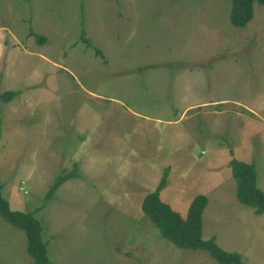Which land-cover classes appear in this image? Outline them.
<instances>
[{
    "label": "rangeland",
    "instance_id": "obj_1",
    "mask_svg": "<svg viewBox=\"0 0 264 264\" xmlns=\"http://www.w3.org/2000/svg\"><path fill=\"white\" fill-rule=\"evenodd\" d=\"M254 11L238 28L232 0H0V26L46 39L31 37L34 56L0 54V91L10 73L22 88L0 100V183L12 211L42 224L53 264H218L143 213L166 173L165 204L186 217L206 196L204 238L264 264V215L238 202L230 168L253 166L264 191V6ZM0 264H36L1 217Z\"/></svg>",
    "mask_w": 264,
    "mask_h": 264
},
{
    "label": "trees",
    "instance_id": "obj_2",
    "mask_svg": "<svg viewBox=\"0 0 264 264\" xmlns=\"http://www.w3.org/2000/svg\"><path fill=\"white\" fill-rule=\"evenodd\" d=\"M264 6V0H232L231 22L235 27L244 28L254 18V6ZM31 36L44 42L45 37L36 36L31 31ZM82 41L87 47L92 43L86 38V32H82ZM97 56L104 57L98 49ZM18 94L7 93L0 97L5 104H10ZM233 177L237 184V199L242 205L252 208L258 215H264V191L260 189L258 173L251 165L233 160L230 164ZM79 178L77 173L61 176L47 196L50 202L64 183L71 179ZM167 187V173L162 178L155 192L148 195L143 204V213L149 217L160 230L162 236L180 249L193 251H206L218 264H248L243 256L236 252H228L218 246L215 239L204 238V214L209 206L206 196L196 197L183 217L175 212L161 199L162 192ZM3 184L0 183V217L12 227L23 231L28 236V249L36 264H53L49 257L48 244L43 239V226L33 216L11 210L9 201L3 198Z\"/></svg>",
    "mask_w": 264,
    "mask_h": 264
},
{
    "label": "crops",
    "instance_id": "obj_3",
    "mask_svg": "<svg viewBox=\"0 0 264 264\" xmlns=\"http://www.w3.org/2000/svg\"><path fill=\"white\" fill-rule=\"evenodd\" d=\"M0 30H3V32H1L2 38H4V39L7 38L5 36V34H4L7 31H9L11 33V36L14 38L13 41H10L11 45H12L11 46L12 49H7L6 50V48H4L3 46L0 45L1 46V48H0V54L1 55L6 54V51L7 52L12 51L13 53H17L18 54V52L20 50H22L26 55L34 56V53L32 51H35V50H34V48H30L31 46L29 45V44H31V41H32V38H31L32 36L30 35L31 32L28 33V37H21V36H19V33H15L13 30H10L9 28L5 27V25L0 26ZM21 40H23V42H21ZM0 44H1V41H0ZM28 48H30V49H28ZM2 77L4 79H2V81H1L0 94L2 95V94H6V93H16L19 96V94L21 93V89H22L21 88V80L19 79V77L13 75L12 73L3 74ZM194 108L195 107L192 106L190 108V110H192V111L196 110ZM251 114H254L253 116H256L254 112H251Z\"/></svg>",
    "mask_w": 264,
    "mask_h": 264
}]
</instances>
